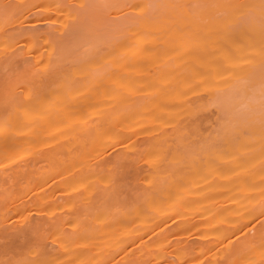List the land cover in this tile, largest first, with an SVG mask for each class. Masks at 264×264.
<instances>
[{
	"label": "rangeland",
	"instance_id": "1",
	"mask_svg": "<svg viewBox=\"0 0 264 264\" xmlns=\"http://www.w3.org/2000/svg\"><path fill=\"white\" fill-rule=\"evenodd\" d=\"M21 1L29 0H0V116L17 111L21 128L14 146H0V231L4 230L0 232V264L37 260L44 264H211L221 255L219 248L230 247L241 250L226 264H264V242L259 244L254 238L264 225L259 203L250 205L253 214L247 220L245 211L237 213L233 206L206 198H198L192 208L173 217L179 219L181 229L173 236L171 244L176 247L167 260L159 261L157 253L154 259L142 255L155 234L132 217L144 207L148 195L142 190L152 183L153 165L142 160L138 172L134 171L120 157L121 144L103 129L134 113L133 117L142 118L139 122L144 128H170L161 110L145 104L163 85L162 65L124 67L115 49L113 36L138 12L128 0H48L51 6L55 1L61 7L50 13L39 6L23 13L7 11V3ZM20 30L48 36L52 31L58 37L51 33L49 39L38 41L28 36L9 38ZM120 55L124 57L126 51ZM140 59L142 64L149 63L151 56L144 51ZM81 75L87 78L81 80ZM117 96L126 102L120 110H116ZM137 99L143 100L132 103ZM205 116L207 132L213 115ZM111 119L113 123L107 122ZM8 134L14 136L11 131ZM81 166H86V175ZM48 193L62 197L34 202ZM254 197L259 201V195ZM104 208L110 219L102 229L98 216ZM120 208L125 217L116 214ZM193 208L209 213L223 208L221 225L228 233L222 244L208 245L223 239H216L217 229L204 219L183 225V215L192 214ZM28 226L32 231L23 240L15 234ZM86 227L90 232L81 233ZM62 234L72 235L70 251L60 249L65 241Z\"/></svg>",
	"mask_w": 264,
	"mask_h": 264
},
{
	"label": "bare ground",
	"instance_id": "2",
	"mask_svg": "<svg viewBox=\"0 0 264 264\" xmlns=\"http://www.w3.org/2000/svg\"><path fill=\"white\" fill-rule=\"evenodd\" d=\"M128 2L138 16L129 19L121 33L113 36L120 64L124 67L162 65L159 73L161 78L165 77L163 85L158 95L147 99L145 104L161 110L170 128H144L139 122L142 118L133 117L134 113L103 129L121 144L120 157L128 160L134 171L138 172V162L142 160L153 165L152 183L142 190L148 197L132 221L155 234L142 255L151 258L157 253L159 261H165L175 251L176 246L171 242L181 229L177 224L179 219L172 220L173 217L192 208L198 198L221 202L227 208L233 206L237 213L245 211L247 220L252 218L253 202H258L264 212V0ZM52 3L54 7L48 0L21 1L15 5L7 3L6 9L23 13L39 6L41 11L50 13L52 8L61 7L55 1ZM186 26L195 30H186ZM50 35L26 34L20 30L10 33L9 38L28 36L38 41L49 39ZM123 51L126 55L121 57ZM144 51L150 54L151 61L142 64L140 56ZM25 58L32 63V59ZM89 77L97 83V79ZM86 78V75L80 77ZM115 104L116 110H120L126 102L117 96ZM208 112L213 115V123L205 132L208 127L203 126ZM18 119L19 113L15 110L8 116H0V146H14L20 140ZM10 131L14 136L8 134ZM80 170L87 174L86 166ZM255 195H259L262 203ZM58 197L62 196L48 193L34 202L44 203ZM13 206L20 208L17 203ZM191 211L192 214L183 215V225L191 226L204 219L217 229L216 239H223L209 241L208 245L222 244L228 233L221 225L223 208L212 213L201 212L199 208ZM116 214L126 216L122 208ZM98 217L101 228L105 229L109 211L102 209ZM37 225L33 223V230ZM29 227L14 233L23 240L32 231ZM80 232L87 234L90 228ZM62 237L65 241L60 243V249L70 251L72 235L62 234ZM254 238L259 244L264 242V225ZM22 240L19 243L23 246ZM38 249L39 246L35 247ZM240 250L219 248L221 255L211 264H226ZM34 264L44 262L37 260Z\"/></svg>",
	"mask_w": 264,
	"mask_h": 264
}]
</instances>
